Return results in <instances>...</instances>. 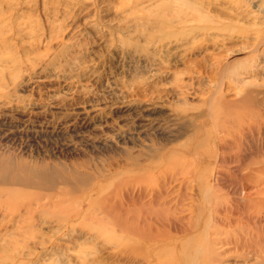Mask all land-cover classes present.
<instances>
[{
	"label": "rangeland",
	"instance_id": "obj_1",
	"mask_svg": "<svg viewBox=\"0 0 264 264\" xmlns=\"http://www.w3.org/2000/svg\"><path fill=\"white\" fill-rule=\"evenodd\" d=\"M241 1L0 0V264H264Z\"/></svg>",
	"mask_w": 264,
	"mask_h": 264
},
{
	"label": "bare ground",
	"instance_id": "obj_2",
	"mask_svg": "<svg viewBox=\"0 0 264 264\" xmlns=\"http://www.w3.org/2000/svg\"><path fill=\"white\" fill-rule=\"evenodd\" d=\"M242 1H244V0H242ZM242 1H241V2H242ZM247 1H248V0H247ZM243 4H244V3H243ZM243 4H241V5H243ZM253 4H254V3H253ZM200 5H201V4H200ZM230 5H231V4H230ZM230 5H229V6H230ZM238 5H239V4H238ZM251 5H252V4H251ZM236 6H237V5H236ZM243 6H244V5H243ZM245 6H246V5H245ZM261 6H262V5H261ZM233 8H234V5H233ZM238 8H239V6H238ZM238 8H237V9H238ZM241 8H242V7H241ZM245 8H246V7H245ZM261 8H262V7H261ZM200 9H201V8H200ZM235 9H236V7H235ZM246 9H248V8H246ZM251 9H252V7H251ZM231 10L235 11V10L232 9V8H231ZM242 10H244V9L242 8ZM259 10H260V9H259ZM261 10H262V9H261ZM263 11H264V9H263ZM254 12H255V11H254ZM251 13H252V10H251ZM251 13H250V14H251ZM259 13H262V12H259ZM256 14H257V13H256ZM238 15H239V14H238ZM252 15H253V13L251 14V16H252ZM254 15H255V14H254ZM255 16H256V15H255ZM233 18H234V17H233ZM256 18H258V16H256ZM254 19H255V18H254ZM187 20H188V19H187ZM255 23H256V22H255ZM257 23H258V21H257ZM224 25H225V24H224ZM229 26H230V25H229ZM254 29H255V28H253V30H254ZM257 29H259V28H257ZM261 29H262V28H261ZM256 33H258V32L256 31ZM260 33H261V32H260ZM225 35H226V34H225ZM235 35H237V34H235ZM263 35H264V33H263ZM252 37H253V36H252ZM255 37H256V36H255ZM253 38H254V37H253ZM229 39H230V38H229ZM229 39H228V40H229ZM251 39H252V38H251ZM255 39H256V38H255ZM260 39H261V38H260ZM260 39H258V40H260ZM214 40H216V39H214ZM226 41H227V40H226ZM262 41H264L263 38H262ZM222 42H223V41H222ZM253 42H254V40H253ZM233 43L235 44L236 42L233 40ZM244 43H245V42H244ZM259 43H260V42H259ZM231 44H232V43H231ZM238 45H240V44H238ZM223 46H224V45H223ZM241 46H242V45H241ZM227 47H228V45H227ZM201 48H202V46H201ZM216 48H217V47H216ZM220 48H221V47H220ZM222 48H223V47H222ZM232 48H233V47H232ZM225 49H226V47H225ZM229 50H230V48H229ZM232 50H233V49H232ZM263 53H264V52H263ZM263 59H264V58H263ZM211 62H212V61H211ZM217 63H218V62H217ZM241 65H242V64H241ZM258 65H259V64H258ZM215 66H216V65H215ZM238 67H239V66H238ZM254 67H255V66H254ZM238 69H240V67H239ZM238 69H237V70H238ZM259 71H260V70H259ZM259 71H258V72H259ZM238 73H239V72H238ZM235 77H236V76H235ZM236 78H237V77H236ZM223 130H224V132H226L225 129H223ZM234 134H235V133H234ZM224 136L226 137V135H224ZM235 136H236V139L239 140V139H241V136H242V135L237 133ZM224 140H226V139H224ZM254 170H255V169H254ZM166 174H167V173H166ZM255 174H256V173H255ZM162 177H163V176H162ZM169 178H170V177H169ZM165 183H167V182H165ZM159 184H160V183H159ZM164 185H165V184H164ZM163 187H164V186H163ZM162 190H164V188H163ZM160 191H161V190H159V191H157V192H160ZM260 191H262V190H260ZM263 191H264V190H263ZM143 192H144V190H143ZM163 192H164V191H163ZM163 192L161 191V193H163ZM166 192H167V191H166ZM166 192L163 193L164 196L167 195V194H165ZM258 192H259V191H258ZM161 193H157V195H160V197L163 198L164 196H163V194H161ZM143 194H144V193H143ZM145 194H147V192H145ZM157 195H156V196H157ZM161 195H162V196H161ZM168 196H169V195H168ZM157 197H158V196H157ZM154 199H156V197H154ZM163 202H164V201H163ZM163 202L160 201V204L163 203ZM166 202H167V201H166ZM253 202H254V201H253ZM256 202H257V200H256ZM219 205H220V204H219ZM102 206H103L102 208H104V207L108 208V206H106V204H103V203H102ZM165 206H166V205H165ZM166 207H167V206H166ZM216 207H218V206H217V203H216ZM215 209H216V208H215ZM242 212H244V211H242ZM242 212H241V213H242ZM259 212H260V210H259ZM230 213H231V211H230ZM227 217H228V216H227ZM247 217H248V216H247ZM261 217H262V216H261ZM243 232H244V231H243ZM258 233H259V232H258ZM231 235H232V234H231ZM218 236H220V235H218ZM252 236H253V235H252ZM260 236H261V235H260ZM230 239H231V238H230ZM242 239H243V238H242ZM242 239H241V240H242ZM253 239H255V238H253ZM262 239H263V237H262ZM253 241H254V240H253ZM223 242H224V241H223ZM236 242H237V241H236ZM236 242H235V243H236ZM239 242H241V241H239ZM246 243H247V242H246ZM258 243H259V242H258ZM240 244H241V243H240ZM215 245H216V243H215ZM235 245H236V244H235ZM238 245H239V244H238ZM243 245L245 246V244H243ZM255 246H256V244H255ZM246 247H247V246H246ZM249 250H250V248H249ZM251 251H252V250H251ZM255 251H256V250H255ZM259 251H260V250H259ZM252 252H253V251H252ZM256 253H257V252H256ZM222 254H224V253H222ZM218 255H220V254H218ZM246 256H247V254H246ZM248 256H249V255H248ZM248 256H247V257H248ZM257 256H258V255H257ZM256 259H257V257H256ZM260 260H261V259H260ZM260 264H261V263H260Z\"/></svg>",
	"mask_w": 264,
	"mask_h": 264
}]
</instances>
